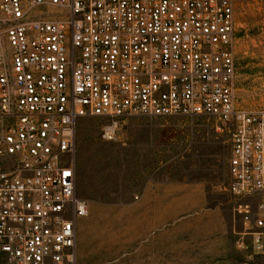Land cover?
I'll return each instance as SVG.
<instances>
[{"label":"built area","instance_id":"1","mask_svg":"<svg viewBox=\"0 0 264 264\" xmlns=\"http://www.w3.org/2000/svg\"><path fill=\"white\" fill-rule=\"evenodd\" d=\"M234 0H0V264H78L80 119L205 115L230 134L242 264H264V109L237 95Z\"/></svg>","mask_w":264,"mask_h":264},{"label":"rangeland","instance_id":"2","mask_svg":"<svg viewBox=\"0 0 264 264\" xmlns=\"http://www.w3.org/2000/svg\"><path fill=\"white\" fill-rule=\"evenodd\" d=\"M234 4L239 103L264 109V0ZM109 122L88 116L77 125V194L89 205L78 264H242L227 129L205 115H128L107 140Z\"/></svg>","mask_w":264,"mask_h":264},{"label":"crops","instance_id":"3","mask_svg":"<svg viewBox=\"0 0 264 264\" xmlns=\"http://www.w3.org/2000/svg\"><path fill=\"white\" fill-rule=\"evenodd\" d=\"M143 214H144V212H143ZM143 219H144V217H143ZM136 237H141L142 244L147 243L148 238L150 237V232H149V230L143 228L140 235H138L136 233Z\"/></svg>","mask_w":264,"mask_h":264}]
</instances>
